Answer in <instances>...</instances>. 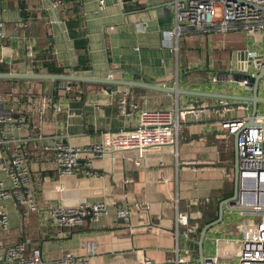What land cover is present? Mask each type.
I'll return each mask as SVG.
<instances>
[{
    "label": "crops",
    "instance_id": "1",
    "mask_svg": "<svg viewBox=\"0 0 264 264\" xmlns=\"http://www.w3.org/2000/svg\"><path fill=\"white\" fill-rule=\"evenodd\" d=\"M21 1L26 7L25 19L19 7ZM50 1L53 0H0L4 22L0 38V57L4 62L0 66L5 67L6 72L27 70L26 53L44 39L40 22L46 18L57 64L66 67L76 64L78 53L73 39L68 36L65 16L57 22L49 7ZM79 1L90 68L81 71L70 68L69 73L122 82H149L167 88L177 87L183 92L176 95L140 86L73 81L75 84H68L67 92L61 89L53 99L54 82L35 80L30 85L40 88L39 96L65 104L61 113L46 114L40 122L38 115L32 112L39 96L32 91L3 95L7 108L28 114L25 126L12 132L10 137H32L23 148L39 210L24 218L14 199L0 198V206L9 216V229H0V249L29 238L42 258L53 261L66 254L83 255L86 243L94 241L96 253L90 258L91 264H143L146 258L152 264H174L170 258L176 244L173 232L176 207L180 211H192L194 202L209 198L222 201L233 194L235 140L234 134L224 126V120L248 117L252 110L251 102L238 99L251 97L253 85L245 88L238 83L239 79L229 82L223 77L211 83L210 77L214 73L224 75L228 72L256 74L261 69L257 59L264 60V30L255 34L239 29L205 33L186 31L179 39L177 51H173L163 45V32L171 26L169 0H138L140 8L136 10H130V3L119 5L117 0H103L101 4L100 0ZM44 11L48 16L42 15ZM239 52L245 53L241 56ZM222 65L224 68L220 67ZM25 82L29 85V81L24 80L13 86ZM60 83L62 81L57 87ZM190 92L192 94H188ZM124 93L138 106L127 115L121 113L118 105ZM257 95L259 101H264V80L259 82ZM220 99L228 100L233 110L223 113ZM263 101L258 102V110L264 108ZM175 105L202 110L199 118L190 116L181 125L177 164L167 150L153 152L143 159L141 166L131 160L104 156L91 160L90 171L96 174L92 176L86 174L87 166L82 158L70 177H57L52 154L44 148L54 134H63L62 140L73 146L97 143L107 134L135 128L140 110L168 109ZM0 180L10 185L2 170ZM57 183L62 189H56ZM82 199L105 201L109 211L74 228L64 238L43 236L42 229L50 234L54 232L46 218L52 206L72 205ZM117 208H126L128 216L117 218ZM230 211L225 207L222 222L208 230L204 256L212 255L208 244H215L217 237L233 238L240 233L237 224L232 223L234 217ZM178 242L193 250L191 242L183 239ZM192 255L189 263H198V250ZM0 264L5 262L0 260Z\"/></svg>",
    "mask_w": 264,
    "mask_h": 264
},
{
    "label": "built area",
    "instance_id": "2",
    "mask_svg": "<svg viewBox=\"0 0 264 264\" xmlns=\"http://www.w3.org/2000/svg\"><path fill=\"white\" fill-rule=\"evenodd\" d=\"M102 2L103 0H100V4ZM116 2L124 5L128 1L117 0ZM169 2L171 26L163 32V45L173 51H177L181 35L190 30L227 32L240 29L248 34L264 30V0H169ZM57 5V0H53L51 11L57 8ZM3 28L4 22L0 14V38L3 36ZM26 55L30 61L33 50L29 49ZM3 62V58L0 57V63ZM258 65L264 70L263 59ZM27 71L32 72L29 65L25 72ZM254 75V73L246 74L238 80V83L245 88H250L252 86L250 78ZM220 77L229 82L234 81L231 72L224 75L214 73L211 75V81L216 83L221 79ZM65 82L62 81L58 88L67 92L70 86ZM219 103L223 113L226 114L233 110L228 100L220 99ZM118 105L121 113L125 115L137 110L138 107L136 103L128 100L127 93H124L118 100ZM64 109L65 104L62 101H54L51 97L41 95L36 99L32 112L38 115L40 122L46 114L56 116ZM201 111L200 108H181L177 105L168 109L140 110L139 123L133 129H122L115 134H107L100 142L81 146L65 143L61 133L54 134L44 148L52 154L58 178L70 177L82 158L87 166L86 174L92 176L96 174L90 171L91 160L104 156L131 160L141 166L143 159L153 152L167 150L177 164L181 125L190 116L194 119L199 118ZM249 118L250 116L242 119L226 118L224 126L229 133L237 134L236 153L239 166L237 197L233 203L228 204L227 208L239 211V214L243 216H252V219H245L237 225L240 231L237 236L217 237L215 244L237 242L239 259L236 264H264V114L258 113L257 110L253 124L249 123ZM27 120L26 112L7 108L3 95L0 94V170L10 181V185L6 186L0 180V198L14 199L16 206L21 208V215L24 218L39 210L27 154L23 148V144L30 141L32 137L13 138L10 136L12 132L21 130ZM8 132H10L9 135ZM56 189H62L61 185L57 183ZM175 201L177 202L178 199L176 198ZM108 207L105 201L89 202L85 199L72 205H54L49 209V215L46 217L47 225L52 226L54 232L50 234L42 229V234L64 238L74 228L107 214ZM115 215L117 218H126L128 210L117 208ZM0 229L3 231L9 229V216L2 206H0ZM173 232L176 244L170 259L174 264H188L189 257L194 250H191L189 246H181L178 242L179 239H183L194 245L195 227L190 225L188 211H180L176 207ZM215 249L217 251V246ZM229 251V247L223 249L224 254ZM95 253V242L88 241L83 255L66 254L50 261L41 257L39 249L31 239L24 238L0 249V260H3L5 264H91L90 258ZM207 258L210 260L205 261L204 264H214L217 261V254L213 253ZM143 264H152V261L146 258Z\"/></svg>",
    "mask_w": 264,
    "mask_h": 264
},
{
    "label": "trees",
    "instance_id": "3",
    "mask_svg": "<svg viewBox=\"0 0 264 264\" xmlns=\"http://www.w3.org/2000/svg\"><path fill=\"white\" fill-rule=\"evenodd\" d=\"M56 1V0H55ZM130 3L129 5L132 7L130 10H136L139 9V4L136 3L135 0L131 2L130 0H127ZM57 10L59 13V18L61 16H65V26L67 29L68 36L73 39V45L76 49V52L78 53V59L75 65L72 67H66L62 65H58L54 54H53V40L50 34V25L49 20L46 18V20H41V25H43V40L36 43L35 48L33 49V56L30 58L29 66L32 72L34 73H49V74H68L70 72V68H72L74 71H81V70H87L90 68V59L88 54V40L83 28L82 24V18L80 17V1L79 0H57ZM134 3V4H133ZM19 7L21 9V15L25 19L27 17L25 13L26 7L24 6V2H19ZM129 8V7H128ZM127 8V9H128ZM42 15H47V12H42ZM48 16V15H47ZM240 30V29H239ZM196 30H190L191 32H194ZM228 32V31H227ZM205 33V32H204ZM225 65H222L220 67L224 68ZM7 69L3 66H0V72H6ZM235 79H240L245 77L246 75L243 73H233L232 74ZM24 80H18V81H8L4 79H0V82H6L10 85H15L17 83H22ZM29 85L32 82H36L35 80H28ZM38 81V80H37ZM60 81L54 82V89L51 93L53 99H56L57 92H60L61 89L57 87V84ZM69 85L75 84L73 81L67 82ZM250 84L253 85V78H250ZM33 86V85H31ZM35 96H39L40 93L33 91L32 92ZM4 96H8L5 94ZM52 99V100H53ZM232 193L230 194V196ZM225 199V198H224ZM214 201V202H213ZM219 202L221 200H212V198H209L207 200H201L194 202V206H192V211H188L189 213V222L191 226L195 227V232L193 234V240H194V253L197 254V240L199 237V232L201 228L214 220L218 217V209H219ZM18 212L21 214V208L17 207Z\"/></svg>",
    "mask_w": 264,
    "mask_h": 264
},
{
    "label": "water",
    "instance_id": "4",
    "mask_svg": "<svg viewBox=\"0 0 264 264\" xmlns=\"http://www.w3.org/2000/svg\"><path fill=\"white\" fill-rule=\"evenodd\" d=\"M54 19L58 22V17L55 13L54 10L51 11ZM245 52H239L238 55H244ZM260 59H257V63H260ZM264 61V60H263ZM0 79L8 80V81H17V80H50L52 82L55 81H93V82H101V83H114V84H120V85H127V86H140L143 88L147 89H153L161 92H166V93H171V94H176L179 95L183 91L176 88H167L162 86L161 84H151L149 82H135V81H118V80H111V79H104V78H93V77H85V76H79L74 73H68V74H49V73H34V72H24V73H12V72H0ZM261 80H264V70L260 69L253 77V95L251 97H240L238 100L241 101H248L251 102L252 105V110L250 113V119L249 123L253 124L254 122V116L257 113L258 110V86L259 82ZM188 94H192L191 92ZM194 94H199L203 95V93H194ZM264 102V101H263ZM236 136L237 134H234V140H235V162H234V190L233 194L222 200L219 203V209H218V217L216 220L205 224L200 232H199V237L197 240V250H198V259L197 262L198 264H204L205 261L210 260L209 258L204 256L203 252V245H204V240L206 237V234L209 229L214 227L215 225H218L220 222H222L223 219V214H224V208L228 207V204L233 203L234 200L237 197V182H238V174H239V166H238V160H237V153H236Z\"/></svg>",
    "mask_w": 264,
    "mask_h": 264
},
{
    "label": "rangeland",
    "instance_id": "5",
    "mask_svg": "<svg viewBox=\"0 0 264 264\" xmlns=\"http://www.w3.org/2000/svg\"><path fill=\"white\" fill-rule=\"evenodd\" d=\"M51 5H52V1L49 2V7ZM54 10H55V12L59 18V13H58L57 8H54ZM252 68H254L253 65H252ZM202 75H204V74H202ZM210 82L213 83L211 81V77H210ZM30 91L39 92L40 88L38 86L35 87L34 85L32 87L31 85H28L27 82H25L23 85H19V86H12L6 82H0V94H2V95H5V94L10 95V94H15V93L25 94V93L30 92ZM258 113L264 114V108H259ZM230 212H231L232 216L234 217V219L232 220L233 224L235 223V224L239 225L241 223V221H243L245 219L246 220L252 219V216H248V215L243 216V215L239 214V211H236V210H231ZM208 245H209V247L211 246V250H210L211 253L212 254L214 253V255L217 254V261L214 262V264H236L238 262L239 254H238V243L237 242H232L230 244H227L226 242H219L217 245L214 243L208 244ZM216 246H217V251H215ZM226 247H229L230 251L227 254H224L223 249ZM188 264H198V263L191 262Z\"/></svg>",
    "mask_w": 264,
    "mask_h": 264
}]
</instances>
